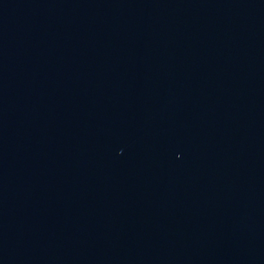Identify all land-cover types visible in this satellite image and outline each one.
<instances>
[{"label":"water","instance_id":"water-1","mask_svg":"<svg viewBox=\"0 0 264 264\" xmlns=\"http://www.w3.org/2000/svg\"><path fill=\"white\" fill-rule=\"evenodd\" d=\"M0 264H264V0H0Z\"/></svg>","mask_w":264,"mask_h":264}]
</instances>
